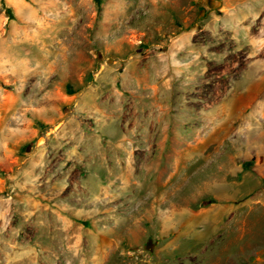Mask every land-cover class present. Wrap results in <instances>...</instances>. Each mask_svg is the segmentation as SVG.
Returning <instances> with one entry per match:
<instances>
[{"label":"rangeland","instance_id":"rangeland-1","mask_svg":"<svg viewBox=\"0 0 264 264\" xmlns=\"http://www.w3.org/2000/svg\"><path fill=\"white\" fill-rule=\"evenodd\" d=\"M0 264H264V0H0Z\"/></svg>","mask_w":264,"mask_h":264}]
</instances>
